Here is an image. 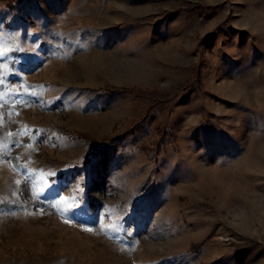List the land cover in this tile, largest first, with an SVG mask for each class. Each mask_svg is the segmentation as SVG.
<instances>
[{
	"label": "rangeland",
	"instance_id": "1",
	"mask_svg": "<svg viewBox=\"0 0 264 264\" xmlns=\"http://www.w3.org/2000/svg\"><path fill=\"white\" fill-rule=\"evenodd\" d=\"M0 53V264H264V0H0Z\"/></svg>",
	"mask_w": 264,
	"mask_h": 264
},
{
	"label": "snow or ice",
	"instance_id": "2",
	"mask_svg": "<svg viewBox=\"0 0 264 264\" xmlns=\"http://www.w3.org/2000/svg\"><path fill=\"white\" fill-rule=\"evenodd\" d=\"M2 54L3 53H0V55ZM72 167H78V166H72ZM49 176L51 178V183H47V182L44 183L43 190L37 193L38 198L46 197L48 194L59 195V193L62 191L63 188L68 187L67 183L54 179V177L56 176V173H50ZM80 201H82V196L80 197ZM80 201L77 202L74 208H71L68 210L72 218H76L79 216H87L89 214V206L87 202H80ZM131 209L132 208L128 210L129 213L131 212Z\"/></svg>",
	"mask_w": 264,
	"mask_h": 264
},
{
	"label": "trees",
	"instance_id": "3",
	"mask_svg": "<svg viewBox=\"0 0 264 264\" xmlns=\"http://www.w3.org/2000/svg\"><path fill=\"white\" fill-rule=\"evenodd\" d=\"M135 129L136 127L129 129L127 133H125L123 136H127V134L129 133L135 132ZM115 142H116V138L114 136H112V138L109 139L98 141L95 145V148L93 149V152L97 153L98 151L102 150V147H112V145H114Z\"/></svg>",
	"mask_w": 264,
	"mask_h": 264
}]
</instances>
